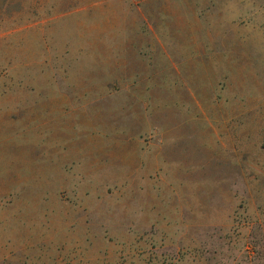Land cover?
I'll return each instance as SVG.
<instances>
[{
  "label": "rangeland",
  "instance_id": "1",
  "mask_svg": "<svg viewBox=\"0 0 264 264\" xmlns=\"http://www.w3.org/2000/svg\"><path fill=\"white\" fill-rule=\"evenodd\" d=\"M0 264H264V0H0Z\"/></svg>",
  "mask_w": 264,
  "mask_h": 264
}]
</instances>
